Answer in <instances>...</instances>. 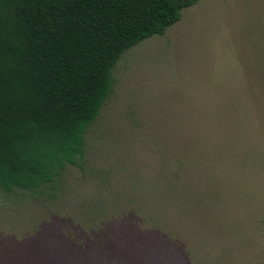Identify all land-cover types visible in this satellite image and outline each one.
<instances>
[{"label":"rangeland","instance_id":"rangeland-1","mask_svg":"<svg viewBox=\"0 0 264 264\" xmlns=\"http://www.w3.org/2000/svg\"><path fill=\"white\" fill-rule=\"evenodd\" d=\"M81 166L0 187V264H264V0H199L125 51Z\"/></svg>","mask_w":264,"mask_h":264},{"label":"trees","instance_id":"trees-1","mask_svg":"<svg viewBox=\"0 0 264 264\" xmlns=\"http://www.w3.org/2000/svg\"><path fill=\"white\" fill-rule=\"evenodd\" d=\"M199 0H0V187L35 190L68 164L123 53Z\"/></svg>","mask_w":264,"mask_h":264}]
</instances>
